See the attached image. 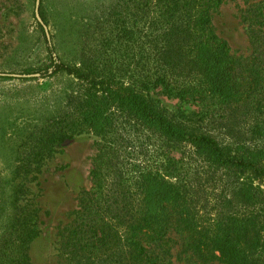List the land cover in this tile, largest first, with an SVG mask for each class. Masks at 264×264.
<instances>
[{"label": "trees", "instance_id": "16d2710c", "mask_svg": "<svg viewBox=\"0 0 264 264\" xmlns=\"http://www.w3.org/2000/svg\"><path fill=\"white\" fill-rule=\"evenodd\" d=\"M223 1L117 0L103 14L91 5L66 28L51 23L48 38L36 20L46 61L16 77L66 78L62 121L93 138L89 186L55 248L64 264H169L175 245L186 264H264V146L216 136L239 114L251 118L252 138L264 135V1L241 15L247 58L214 30ZM37 12L46 26L41 2ZM156 88L193 109L162 113L148 95ZM213 177L222 187L201 223L192 194Z\"/></svg>", "mask_w": 264, "mask_h": 264}, {"label": "rangeland", "instance_id": "374dc122", "mask_svg": "<svg viewBox=\"0 0 264 264\" xmlns=\"http://www.w3.org/2000/svg\"><path fill=\"white\" fill-rule=\"evenodd\" d=\"M34 1L0 0V72L17 74L23 68L37 67L46 61L44 35L34 17ZM258 1L261 0H224L212 13L216 34L226 40L235 56L247 58L251 52L241 15L247 5ZM40 2L48 21L45 26L48 36L53 22L66 28L87 6L93 5L103 14L118 3L39 0L38 6ZM109 15L113 20L115 16L111 12ZM62 39L58 53L67 58L70 53L67 32H63ZM118 53L120 57L121 51ZM34 77L28 74L21 79L16 76L0 79V264H64L56 256L57 241L76 207L78 192L88 188L90 181L92 135L86 129L75 133L68 119L62 121L61 117L64 102L57 95L68 81L61 76ZM148 95L165 114L193 109L187 103L167 98L159 88ZM256 112L259 118H264V97L260 111ZM251 121L241 114L222 119L217 128L222 135L216 136L264 146V135L257 140L249 133ZM60 127L66 129L63 136L58 131ZM228 127L230 132L225 131ZM195 187L192 212L202 223L212 217V204L222 186L213 177ZM177 250L175 245L169 264H186L182 255L176 254Z\"/></svg>", "mask_w": 264, "mask_h": 264}, {"label": "water", "instance_id": "95a60500", "mask_svg": "<svg viewBox=\"0 0 264 264\" xmlns=\"http://www.w3.org/2000/svg\"><path fill=\"white\" fill-rule=\"evenodd\" d=\"M38 1L39 0H35L34 1V17L38 21V23L41 25V27H42V29L44 31V34L46 36V38H48L47 29H46L45 25L42 23V21L40 20V18L38 16V12H37ZM0 74H7V75H11V76H18V74H11V73H0ZM29 76H36V74H29Z\"/></svg>", "mask_w": 264, "mask_h": 264}]
</instances>
